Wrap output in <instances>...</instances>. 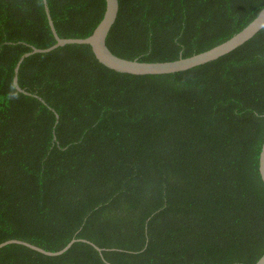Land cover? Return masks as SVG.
I'll return each instance as SVG.
<instances>
[{
	"label": "trees",
	"instance_id": "obj_1",
	"mask_svg": "<svg viewBox=\"0 0 264 264\" xmlns=\"http://www.w3.org/2000/svg\"><path fill=\"white\" fill-rule=\"evenodd\" d=\"M107 46L171 62L218 46L264 0H118ZM89 37L106 0H47ZM56 44L44 0H0V264H255L264 254V29L187 71L130 75Z\"/></svg>",
	"mask_w": 264,
	"mask_h": 264
},
{
	"label": "water",
	"instance_id": "obj_2",
	"mask_svg": "<svg viewBox=\"0 0 264 264\" xmlns=\"http://www.w3.org/2000/svg\"><path fill=\"white\" fill-rule=\"evenodd\" d=\"M44 3H45V9H46L49 25L55 37L56 44L47 49L33 48L31 52L25 53L20 58L15 68L14 86L19 92L25 95H28V93L22 90L18 84V72L24 59L34 54L50 53L55 49L59 47H64L66 45L78 44V45L90 46L92 48L95 57L101 64L119 73L130 74V75H164V74H173L177 72L187 71L189 69L213 62L235 51L239 47L243 46L251 39H253L261 30L264 29V9H262L258 14V16L243 30H241L239 33L234 35L226 42L218 46H215L214 48L208 51L194 55L189 58L179 59L171 62H150V63L140 62L139 60H128L121 58L113 54L107 46L108 35L111 29L113 28L119 13L118 0H106V10L103 19L95 28L93 33L89 37L83 39L60 38L57 34L56 28L54 26V22L50 16L47 0H44ZM259 172L261 175V179L264 183V143L262 145V149L260 152ZM76 241L77 240L71 241L65 248H63L58 252H48L43 249L32 246L30 244L16 240H10L0 244V250L10 244H20V245H25L46 256L55 257L64 254L67 250L71 248V246ZM255 264H264V254Z\"/></svg>",
	"mask_w": 264,
	"mask_h": 264
}]
</instances>
